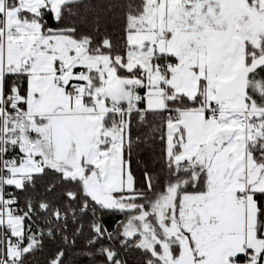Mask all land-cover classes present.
<instances>
[{"label": "snow or ice", "instance_id": "6c2138e0", "mask_svg": "<svg viewBox=\"0 0 264 264\" xmlns=\"http://www.w3.org/2000/svg\"><path fill=\"white\" fill-rule=\"evenodd\" d=\"M0 264H264V0H0Z\"/></svg>", "mask_w": 264, "mask_h": 264}]
</instances>
